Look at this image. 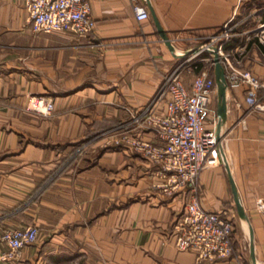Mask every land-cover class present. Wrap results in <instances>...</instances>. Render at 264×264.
<instances>
[{"label": "crops", "instance_id": "0c3cea01", "mask_svg": "<svg viewBox=\"0 0 264 264\" xmlns=\"http://www.w3.org/2000/svg\"><path fill=\"white\" fill-rule=\"evenodd\" d=\"M138 1L148 19L136 18L137 0H89L95 31L77 37L36 32L25 0H0V253L5 229L39 227L14 264H252L244 221L227 259L199 263L194 251L177 248L173 225L188 192L154 188L163 180L158 166L131 147L101 151L89 164L68 158L73 143L99 132H91L95 125L124 118L125 104L147 106L180 58L153 13L179 53L234 17L223 51L264 78V0ZM31 93L53 97L55 114L31 110ZM259 99L264 105V89ZM221 131L223 155L201 173V203L238 212L230 172L264 264V107L249 106L246 86L228 88Z\"/></svg>", "mask_w": 264, "mask_h": 264}, {"label": "built area", "instance_id": "2783aa9c", "mask_svg": "<svg viewBox=\"0 0 264 264\" xmlns=\"http://www.w3.org/2000/svg\"><path fill=\"white\" fill-rule=\"evenodd\" d=\"M25 4L35 31H70L77 37L95 31L96 20L89 0H25ZM134 8L138 20L150 17L143 2L137 0ZM236 27L232 17L220 33L212 36L213 39L197 45L203 51L185 57L172 68L157 96L115 132L119 143L131 147L158 166V172L163 176L158 186L165 192L187 190L185 209L175 220L173 229L177 248L194 251L199 263L227 259L235 251L232 211L229 208L208 210L201 203V173L220 161L225 136L224 131L218 129L217 83L215 75L210 74L215 65V47H218L226 69L228 88L246 86L249 106L264 107L259 101L264 78L250 69L236 66L231 53L223 51V44L235 34ZM200 53L208 56L197 57ZM205 60L209 61V66L201 65ZM191 71L194 74L187 81L185 76ZM31 98L33 110L46 115L54 110V101L47 95L32 94ZM144 132H152L154 138H145ZM38 234L39 227L35 224L5 229L1 238L7 248L0 253V260L20 259L23 249L34 244Z\"/></svg>", "mask_w": 264, "mask_h": 264}, {"label": "rangeland", "instance_id": "374dc122", "mask_svg": "<svg viewBox=\"0 0 264 264\" xmlns=\"http://www.w3.org/2000/svg\"><path fill=\"white\" fill-rule=\"evenodd\" d=\"M255 31H257V30H254L253 32H255ZM36 32H38V31H36ZM213 35H216V34H211V35H208V36H200L197 39H199V41H201L199 43L202 44L204 42L210 41L211 38L213 39V37H212ZM154 46H156V45H154ZM205 56H208V54L207 53H200L198 55V57H205ZM183 59L184 58H178V60H176L175 65L173 66V68L177 64H179ZM208 62L209 61H207V60L202 61L201 65L207 66V65H209ZM193 74H194V72L191 71V73L187 74L186 76L191 79ZM159 89H160V87L153 94V98L152 99H154L157 96ZM32 94L33 93H31V96H32ZM34 95H40V94H34ZM48 97L53 99V97H51V96H48ZM53 101H54V99H53ZM31 104H32L31 107L33 108L34 103L32 102ZM124 106H125V109L127 111V115L124 118H122L120 120H117V122L115 124H113V125L112 124L111 125H107V123L106 124L95 125L94 129L91 132H93V131L96 132L97 129H99V132H97L96 134H94L92 136H88V137L84 138L83 140H79V141H77V142L72 144V151H71L70 155L68 156V158H70V161H74L76 159H79V160H85V164H89V163L93 162V159H95V158H93L95 156V154H99L101 151L108 150V149H110V150H118L120 148L127 147V145L119 143L117 141L116 137L118 138V136L115 135V132H117L118 130L122 129V127H123V125L125 123H128L129 121L133 120L134 114L136 113V111L139 108H134V107L130 108L126 104ZM31 107H30V109L33 110ZM33 111H35V110H33ZM35 112H37V111H35ZM37 113L41 114V115H44V116H52L53 114H55V103H54V110L52 111V113L47 114V115L46 114H42L40 112H37ZM91 132H89V134ZM91 134H93V133H91ZM159 183L160 182L156 183L154 185V188H157V189H160V190L162 189L164 191L163 187H159L158 186ZM232 213H233L232 214L233 220H234V223H235V230H236L237 225H238L239 228H241V226L243 224L242 223V218L240 217L238 212H236L235 210H233ZM241 229H243V228H241ZM243 235L246 237L247 241L249 242L250 238H249L248 234L246 232H244V230H243ZM18 260L19 259L13 260V261H1L0 260V264H14V262L18 261ZM239 260H241V258H238V261ZM241 261L239 262L240 264L243 263V261L242 262ZM239 263H237V264H239Z\"/></svg>", "mask_w": 264, "mask_h": 264}, {"label": "water", "instance_id": "95a60500", "mask_svg": "<svg viewBox=\"0 0 264 264\" xmlns=\"http://www.w3.org/2000/svg\"><path fill=\"white\" fill-rule=\"evenodd\" d=\"M153 16H154V19H155V22H156L161 38L164 40L166 45L170 48V50L173 51L175 55H177L180 58H185L194 53H198L202 49L201 47H195V48H190L188 50H184L180 53L176 52L175 46L172 42V38L163 29L157 16L154 13H153ZM214 62H215L214 74H215L216 83H217V112H218V120H219L218 129H221V125L225 122L226 116H227L228 86H227L226 69L220 60V52H219L218 47H215V50H214ZM225 164L227 168H229V165L227 164L226 160H225ZM229 177H230L231 187H232V191L234 194V199L236 202L238 214L240 215L241 218H244L249 221L248 215L245 211V207L239 195L236 183L230 172H229ZM249 227H250V253H251L250 259H251L252 264H260L257 262V258L255 255L254 231H253V227L250 221H249Z\"/></svg>", "mask_w": 264, "mask_h": 264}, {"label": "bare ground", "instance_id": "6f19581e", "mask_svg": "<svg viewBox=\"0 0 264 264\" xmlns=\"http://www.w3.org/2000/svg\"><path fill=\"white\" fill-rule=\"evenodd\" d=\"M221 153L223 155V147H221ZM242 221H244L245 223L249 224V222L246 219H244V218H242Z\"/></svg>", "mask_w": 264, "mask_h": 264}, {"label": "trees", "instance_id": "16d2710c", "mask_svg": "<svg viewBox=\"0 0 264 264\" xmlns=\"http://www.w3.org/2000/svg\"><path fill=\"white\" fill-rule=\"evenodd\" d=\"M210 74H211V75L214 74L213 68L210 69Z\"/></svg>", "mask_w": 264, "mask_h": 264}]
</instances>
